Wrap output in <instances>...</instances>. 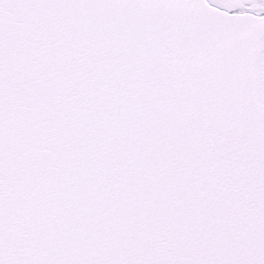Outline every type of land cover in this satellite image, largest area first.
<instances>
[{
    "label": "snow or ice",
    "instance_id": "6c2138e0",
    "mask_svg": "<svg viewBox=\"0 0 264 264\" xmlns=\"http://www.w3.org/2000/svg\"><path fill=\"white\" fill-rule=\"evenodd\" d=\"M0 264H264V0H0Z\"/></svg>",
    "mask_w": 264,
    "mask_h": 264
}]
</instances>
